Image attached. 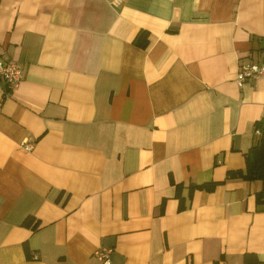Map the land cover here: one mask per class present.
<instances>
[{"label": "crops", "instance_id": "0c3cea01", "mask_svg": "<svg viewBox=\"0 0 264 264\" xmlns=\"http://www.w3.org/2000/svg\"><path fill=\"white\" fill-rule=\"evenodd\" d=\"M263 57L264 0H0V264H264L261 181L227 177Z\"/></svg>", "mask_w": 264, "mask_h": 264}, {"label": "trees", "instance_id": "16d2710c", "mask_svg": "<svg viewBox=\"0 0 264 264\" xmlns=\"http://www.w3.org/2000/svg\"><path fill=\"white\" fill-rule=\"evenodd\" d=\"M133 43L141 48L147 44L146 31H139L134 37ZM255 130L257 133H255ZM245 167L243 170L229 171L227 177L241 176L246 180H260L261 189L255 194L256 202L264 204V127L260 123L254 124V140L244 153ZM214 182L209 184L190 185V188L211 189ZM30 218L25 219L24 224L29 225ZM32 224V228H35Z\"/></svg>", "mask_w": 264, "mask_h": 264}, {"label": "built area", "instance_id": "2783aa9c", "mask_svg": "<svg viewBox=\"0 0 264 264\" xmlns=\"http://www.w3.org/2000/svg\"><path fill=\"white\" fill-rule=\"evenodd\" d=\"M21 76V69L16 62L11 59L0 58V81L6 85L7 89L12 90L15 88ZM258 78H264V57L257 62L239 65L234 81L237 85H241L246 80H255ZM255 133H257L256 130ZM23 148L28 150L31 148V145L25 143L23 144ZM110 253V248L99 247L94 251V256L101 264H110Z\"/></svg>", "mask_w": 264, "mask_h": 264}]
</instances>
